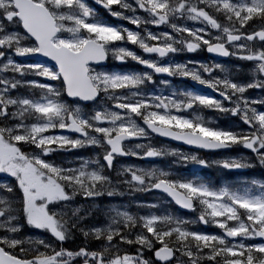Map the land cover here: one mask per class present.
Here are the masks:
<instances>
[{"label": "snow or ice", "instance_id": "snow-or-ice-1", "mask_svg": "<svg viewBox=\"0 0 264 264\" xmlns=\"http://www.w3.org/2000/svg\"><path fill=\"white\" fill-rule=\"evenodd\" d=\"M94 2L138 30L96 20L86 0H0V264H264V182L251 180L242 191L215 188L155 166L133 165H121L112 176L114 159L127 156H175L176 163L202 168H264V109L254 107L264 106V0ZM185 19L200 26L180 23ZM162 24L171 33L147 27ZM125 41L160 58L205 49L252 67L241 82L223 64H163L114 43ZM109 56L150 71L106 70ZM153 74L189 78L221 99L194 91H146L148 85L155 87ZM21 88L30 95L21 94ZM247 90L259 92L246 95ZM82 102L91 106L84 103V111ZM193 105L230 114L236 122L214 128L200 118L189 120L183 113ZM149 130L199 149L242 147L251 156L206 160L124 143L148 139ZM87 148L95 150L94 157L78 151ZM152 190L196 213L195 219L155 213L157 203L135 201L137 209H145L138 214L124 205L105 208L97 202ZM93 212L103 213L107 224H88ZM196 223L214 224L220 234L189 227ZM30 229L41 234L27 240L23 231ZM77 233L86 241L99 240V247L84 243L66 249ZM26 240L33 246L26 248Z\"/></svg>", "mask_w": 264, "mask_h": 264}, {"label": "rangeland", "instance_id": "rangeland-1", "mask_svg": "<svg viewBox=\"0 0 264 264\" xmlns=\"http://www.w3.org/2000/svg\"><path fill=\"white\" fill-rule=\"evenodd\" d=\"M128 2H132L134 3V0H128ZM86 3L95 10V19L98 20V21H103L104 23H109V21H113V22H118L119 20L121 19H118L116 17H112L106 9H104L102 6L100 5H97L95 4L94 0H86ZM116 6L113 5V8H115ZM121 11H124V10H121ZM138 15L140 14L139 12L137 13ZM91 19V17H90ZM123 23H124V20H122ZM180 23L182 24H188V25H196V26H200L198 22L196 21H191V20H181ZM119 26H122V25H119ZM124 27V26H122ZM144 26L141 25V34L143 35L142 33V28ZM148 29L150 31H156L155 28L157 26L155 25H147ZM138 29H135L133 31H137ZM159 31H168L169 33H171V29L168 28L166 25H160L158 26V32ZM213 32H215V30H212ZM119 43H123L125 44V42H119ZM127 47V46H125ZM177 47V46H176ZM14 60L17 61V62H23V63H29L27 61H24V60H17L15 57H14ZM186 63V61H181V62H178L176 61L173 57H169V59L167 61H162V60H158V63H163V64H166V63ZM130 64L133 65L132 62H130ZM189 67H192L193 65L192 64H189L188 65ZM131 70V67H128L127 71L126 72H133V71H130ZM213 73H216L214 72L213 70ZM220 73V72H219ZM7 75H11V73H8ZM27 79H31L33 77H26ZM234 78V77H233ZM163 79V80H168L169 81V85H160L159 84V81ZM184 79V80H183ZM180 80L184 81V82H188L190 79L189 78H184V77H169V76H163V75H159L158 76V89L155 88L153 85H148L145 90L146 91H160L162 92L164 95H170L172 92H187V91H192L190 90V88H188L186 85L184 86L183 84L180 83ZM21 94L23 95H30V93L28 92V90L26 88H21L18 90ZM107 106H111V102H106ZM255 107V106H254ZM264 108V106H263ZM262 107L259 108V106L257 107L258 110H261L263 109ZM82 109V108H81ZM175 111V110H173ZM191 112L190 109H188L187 111H185L183 113V115L188 118L189 120H192V121H195L197 118H200L202 119V117L196 113L195 114V118L194 120L191 119L188 115V113ZM134 119H136L137 123H139L141 126V121H140V118L138 117H134ZM203 120V119H202ZM137 143V142H136ZM139 143H144V144H150L151 146L153 147H156V148H163V149H167L169 151L175 149L179 152H183L185 154H196L198 157L200 158H203V155H198V153H195V152H190V151H185V149H179L178 147H175L174 145H170V144H167L163 141H160L159 139L151 136L149 134V137L148 139H143L142 141H139ZM134 143H127V146L128 147H132ZM241 148L242 150H244V148L242 147H239ZM79 153L85 157H94L95 156V150H93L92 148H87V149H81V150H78ZM249 151V150H248ZM77 152V150H73V153ZM53 156H57V154H53ZM60 156H62L63 158H66L67 160H72L73 159V156L72 154H60ZM250 156H251V153H250ZM242 158L240 157H235V158H240V159H246L247 156L244 155V156H241ZM59 158V157H57ZM160 158V163L159 164H154V163H147V164H142L141 162H137V161H134V160H143V159H139V158H136V157H133V160H131L130 162H120L122 159H117V162L116 164L114 165L113 167V172H112V176L113 178L115 179V175H116V170L119 169V167L121 165H133V166H138V167H153L155 166L156 168H159L163 171H168L171 173V175L173 177H176V176H179L181 177L182 175L179 174V172L177 173H174V172H171V167H176L177 169H183L185 167H190L192 163H189L187 165H182L180 163H176L175 161L177 160V157L175 156H164V157H159ZM160 166V167H159ZM214 168H212L213 170ZM229 172L230 174L234 175V174H238V178H235L234 181L231 182L232 185L228 186V187H231L233 189H239V190H243L245 188H248L246 186H242V184H248L250 183L251 180H257L258 182H264V179H261V178H258L257 176L259 174H262L264 176V168H260L259 166H256V167H252V168H244V169H239V170H225L224 172H222V175L223 177L226 175V173ZM251 174V176L249 175ZM246 175V176H245ZM0 179H2V177H0ZM241 183V184H240ZM250 187V186H249ZM2 194V193H0ZM127 197L128 199L121 203V202H117L116 200H105V198H107V196H104V197H101L98 199V203L102 206V207H105V208H110V207H120L121 205H124L125 208H134L135 210H137L136 206H135V201H143V202H146L148 200H151V199H154V196H152L150 194V192H135V193H132V194H128V193H125L124 195L122 196H115V197H108V198H116V199H119L120 197ZM84 198H77L75 201H73V205H76V204H79L81 201H83ZM88 203H91V201H89ZM132 211V210H131ZM153 212L154 209H152ZM94 213V212H93ZM98 214V216L102 217V220L101 218H96V220H98V223L95 222L94 225L96 226H104L107 224V219L105 217V215L101 212H96ZM134 213V212H133ZM138 214H142V212L138 211L136 212ZM231 223V222H230ZM193 224H191L189 227H191ZM208 225L209 227V231H206L207 233H213V234H220V230L214 225V224H211V223H208L206 224ZM36 233H39L41 234V230H35V229H30ZM26 232V231H25ZM23 234V237L24 238H27V240H31V239H34L35 237H37L39 234H37V236L35 235H32L31 233L27 232L28 233H25ZM35 233V234H36ZM26 240V243H25V247L26 248H30L32 247L33 245H31L30 243H28ZM87 240H89L90 242V247L92 248H96V247H99L100 245V241L99 240H96V239H93V238H88ZM257 240V238H256ZM82 241H85V237L80 234V233H77L72 240H69V243H75V242H78V244H80ZM85 242H83L84 244ZM74 245V244H73ZM73 247V246H72ZM125 249H127L128 246H124ZM41 251H43V249H41ZM112 251V250H110ZM147 252V250H145ZM147 258V256L145 257Z\"/></svg>", "mask_w": 264, "mask_h": 264}, {"label": "flooded vegetation", "instance_id": "flooded-vegetation-1", "mask_svg": "<svg viewBox=\"0 0 264 264\" xmlns=\"http://www.w3.org/2000/svg\"><path fill=\"white\" fill-rule=\"evenodd\" d=\"M128 25L133 29H137L135 25H132L130 23H128ZM155 30L158 32V26L155 28ZM149 43H155V42L149 41ZM125 44L128 47H131L130 50L136 52L137 55H140V56L145 57V58H150V59L156 60L158 62V56H156V54H154V55L145 54L142 52V50L138 46L127 43L126 41H125ZM176 46L180 47L179 45H176ZM172 57L176 61L178 59H183V60L185 59L188 62L194 61V62L207 63L209 65H211L213 63H218V64H223L226 68H228V66H229L230 70L233 72L234 79L237 81H241V82L246 81L248 79L249 72H250V69L252 67L251 62L244 61V60H238L234 57H230L229 60H214L213 58H211L208 55V52L205 49H198L197 51L191 52V53L187 52V51H180V52L174 53ZM168 59H169V57L163 58V60L162 59H160V60L167 61ZM108 61H109L108 66L110 69H112L114 66H117L114 64V62L111 59H109ZM128 61L129 62H135V61H132L130 59L127 60L126 63H128L129 66H130V64ZM237 68L239 69L238 71H237ZM214 72H216V73H213V74H215L217 76L222 75V73H219V70L214 69ZM153 78H154V81L156 82L155 88L158 89V74H153ZM184 83L189 85L191 88L190 90H192L194 92L201 93V94H210L211 96L215 97L216 99H221L219 97L218 93L212 92L211 89L206 88V86H204L206 88V92L196 91L194 88V85L196 84V82L192 81L191 79L188 82H184ZM258 92H259V90H247L246 95H249V94L255 95ZM224 103H225V106H228L227 102H224ZM254 106L255 107L260 106L263 108V106H261V105H254ZM190 111L191 112L189 113V116L191 119L194 120L195 114L198 113L202 117L203 121H205L208 124V126H210V127L224 128L226 125V119H227L226 113H220L215 109L204 108L202 106H197V105H193V107L190 109ZM230 117L236 119L235 117H232V116H230ZM203 155H204L206 160H214V159H222V158L226 157L227 154L224 152H208V153H204ZM159 163H160V158H156L155 164L157 165ZM214 166L215 165H213V167ZM218 168H220V167H218ZM202 170H205V168L204 169L202 168ZM158 198H159V200H158ZM155 203H157L156 213H158V205L159 204L161 205V197H158V193H155ZM171 207H173V206H171ZM173 209H174V207H173ZM166 212H167L166 214L173 215L172 210H171V212H168V211H166ZM81 214H83V213H81ZM196 215H197L196 213H192L189 215V217L190 216L195 217ZM99 217L100 216H98V214L96 212H94L88 218V224L94 225L95 222L98 223V220H96V218H99ZM100 218L102 220V217H100ZM34 233H36V232H34ZM71 244L72 243L71 242L69 243V241H68L65 243L64 247L68 250L75 249V248L71 247Z\"/></svg>", "mask_w": 264, "mask_h": 264}, {"label": "water", "instance_id": "water-1", "mask_svg": "<svg viewBox=\"0 0 264 264\" xmlns=\"http://www.w3.org/2000/svg\"><path fill=\"white\" fill-rule=\"evenodd\" d=\"M23 58L28 59V57H23ZM29 59H30V58H29ZM154 134L160 136V135L157 134V133H154ZM160 137L163 138V139H165V140L172 141V142H174V143H177V144H180V145L186 146V147H188V148H190V149H194V150H205V149H199V148H196V147H194V146L186 145V144H184L182 141L172 140V139L169 138V137H162V136H160ZM228 149H229V148H228ZM205 151H207V150H205ZM146 160H152V158H150V159H146ZM155 191H157V190H155ZM158 192H159V191H158ZM159 193H161V192H159ZM162 194H164V193H162ZM169 198H170V197H169ZM180 208H181V207H180ZM183 210H186V209H183Z\"/></svg>", "mask_w": 264, "mask_h": 264}, {"label": "trees", "instance_id": "trees-1", "mask_svg": "<svg viewBox=\"0 0 264 264\" xmlns=\"http://www.w3.org/2000/svg\"><path fill=\"white\" fill-rule=\"evenodd\" d=\"M251 176V174H249ZM258 178H261V179H264V176L262 174H259L257 176ZM235 178H238V174H230L229 172L226 173V180L228 183L232 182L235 180ZM25 231H23V234H24Z\"/></svg>", "mask_w": 264, "mask_h": 264}]
</instances>
